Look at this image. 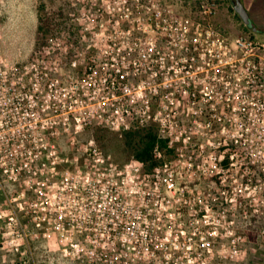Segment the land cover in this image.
<instances>
[{
  "label": "built area",
  "instance_id": "built-area-1",
  "mask_svg": "<svg viewBox=\"0 0 264 264\" xmlns=\"http://www.w3.org/2000/svg\"><path fill=\"white\" fill-rule=\"evenodd\" d=\"M86 1V47L67 33L21 68L0 57V194L9 228L19 226L10 244L29 243L15 212L31 208L36 229L70 239L89 264H212L217 254L224 264L238 255L236 240L229 256L216 251L225 175L242 163L243 190L264 193V43L223 35L213 4L192 19L161 0ZM95 123L124 134L155 125L167 147L144 173L91 143L89 164L67 166L58 140Z\"/></svg>",
  "mask_w": 264,
  "mask_h": 264
},
{
  "label": "rangeland",
  "instance_id": "rangeland-1",
  "mask_svg": "<svg viewBox=\"0 0 264 264\" xmlns=\"http://www.w3.org/2000/svg\"><path fill=\"white\" fill-rule=\"evenodd\" d=\"M161 1L164 6L171 7L180 16L192 19L198 18L203 4H213L217 12L212 18V24L223 35L232 41L241 36H250L264 43V32H255L246 25L243 20L244 14L236 11L234 0ZM86 2V0H0V57L4 68L13 66L21 68L32 63L43 51L42 47L38 48L41 17L46 19L51 17L55 21L52 22V25L55 24V31L48 38L54 37L62 41V35L70 33L74 43L80 41L82 46L86 47L90 39L82 36L80 32L82 24L78 20L84 11L83 8H90V5L86 6ZM70 58H64L67 69H69ZM58 141L63 154L68 155L76 163L66 164L69 167L75 165L84 167L87 163L89 164L85 146L91 143L98 146L110 162L119 167L130 165L131 169L137 165L143 173L150 170L148 166L135 160V153L127 142L126 133L113 131L102 124L95 123L92 127L80 130L77 134H63ZM235 169V174H228L224 177L228 192L219 194L222 203L223 226H221L222 234L217 242L216 251L219 253V250H222L223 257L224 255L229 256L231 250L234 249L233 240H236L238 255L233 259L222 258L223 263L259 264V261L264 259V193L259 190L244 191L246 182L241 177L244 169L242 163H239ZM253 169L258 171V167ZM256 178L258 180L257 176ZM261 178L264 179L262 176ZM196 182H190L188 185L192 188L197 183H201V189L213 185L210 176L203 177L200 182ZM18 188L20 187L16 189ZM14 190L11 191V195L17 194ZM27 196L28 198L35 197L33 194ZM15 207L19 206L15 205ZM12 211L14 212L6 197L0 194V214H4V218L0 221V264H89L87 256L80 258L76 254L70 239L62 241L61 236L54 230L46 231V233L44 230L36 229L31 208L24 212L16 208L15 213L19 217L20 227L33 233L26 247L21 246V251L16 252L13 245L17 244V241L13 245L10 242L14 239L13 232L19 231V226H16V229H10L9 217L6 216L11 215ZM66 251H68L67 256ZM217 255L212 264L217 263Z\"/></svg>",
  "mask_w": 264,
  "mask_h": 264
},
{
  "label": "trees",
  "instance_id": "trees-1",
  "mask_svg": "<svg viewBox=\"0 0 264 264\" xmlns=\"http://www.w3.org/2000/svg\"><path fill=\"white\" fill-rule=\"evenodd\" d=\"M236 4V0H234ZM244 12L249 15L247 8H244ZM53 19L50 17L40 18L39 35H38V48L43 47L49 35L55 31V24L52 25ZM126 139L130 147L134 150L135 160L148 168L152 169L157 165V161L154 160V150L159 145L161 148L167 147V141L161 138L158 129L155 125L146 127L143 129L135 130L126 133Z\"/></svg>",
  "mask_w": 264,
  "mask_h": 264
},
{
  "label": "crops",
  "instance_id": "crops-1",
  "mask_svg": "<svg viewBox=\"0 0 264 264\" xmlns=\"http://www.w3.org/2000/svg\"><path fill=\"white\" fill-rule=\"evenodd\" d=\"M245 8H247L254 26L258 29V33L264 32V0H240ZM264 264V259L259 261Z\"/></svg>",
  "mask_w": 264,
  "mask_h": 264
},
{
  "label": "water",
  "instance_id": "water-1",
  "mask_svg": "<svg viewBox=\"0 0 264 264\" xmlns=\"http://www.w3.org/2000/svg\"><path fill=\"white\" fill-rule=\"evenodd\" d=\"M244 8H245V7H244L243 4L240 2V0H236V11H237L238 13H243V14H244V16H243V20H244V22L246 23V25H247L249 28L253 29L255 32H257L258 29L254 26V24H253V22H252V19H251L250 15H248V14H246V13L244 12Z\"/></svg>",
  "mask_w": 264,
  "mask_h": 264
}]
</instances>
